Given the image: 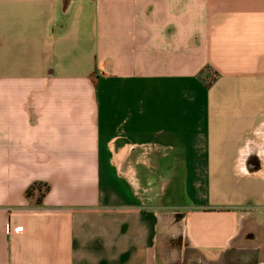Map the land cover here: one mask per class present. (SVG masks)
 <instances>
[{
	"label": "crops",
	"instance_id": "obj_1",
	"mask_svg": "<svg viewBox=\"0 0 264 264\" xmlns=\"http://www.w3.org/2000/svg\"><path fill=\"white\" fill-rule=\"evenodd\" d=\"M164 231L264 264V0H0V264H166Z\"/></svg>",
	"mask_w": 264,
	"mask_h": 264
},
{
	"label": "rangeland",
	"instance_id": "obj_2",
	"mask_svg": "<svg viewBox=\"0 0 264 264\" xmlns=\"http://www.w3.org/2000/svg\"><path fill=\"white\" fill-rule=\"evenodd\" d=\"M162 233L163 234L160 243L164 247L162 249H164L163 256L167 258L166 264H188L190 260H194V258H196L194 257L195 255L192 251H189L186 247H183V237L181 238L171 231L169 233L166 231ZM193 264L203 263H201L199 259H197Z\"/></svg>",
	"mask_w": 264,
	"mask_h": 264
},
{
	"label": "trees",
	"instance_id": "obj_3",
	"mask_svg": "<svg viewBox=\"0 0 264 264\" xmlns=\"http://www.w3.org/2000/svg\"><path fill=\"white\" fill-rule=\"evenodd\" d=\"M35 192H37V200L36 204L41 205L42 200L44 196L49 192V186L48 185H43V184H34L32 187H30L27 192H26V197L28 199L33 198L35 195Z\"/></svg>",
	"mask_w": 264,
	"mask_h": 264
}]
</instances>
